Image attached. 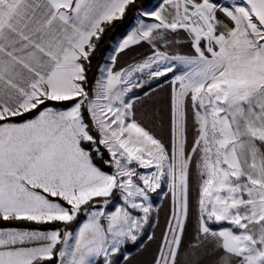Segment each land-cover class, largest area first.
<instances>
[{"label":"snow or ice","instance_id":"6c2138e0","mask_svg":"<svg viewBox=\"0 0 264 264\" xmlns=\"http://www.w3.org/2000/svg\"><path fill=\"white\" fill-rule=\"evenodd\" d=\"M0 264H264V0H0Z\"/></svg>","mask_w":264,"mask_h":264},{"label":"trees","instance_id":"16d2710c","mask_svg":"<svg viewBox=\"0 0 264 264\" xmlns=\"http://www.w3.org/2000/svg\"><path fill=\"white\" fill-rule=\"evenodd\" d=\"M161 96H163V94H161ZM193 183H194V181H193ZM157 203H159V201H157ZM161 220H163V212L161 213ZM147 256H148V254L145 253L144 256L141 257V259H145L146 260Z\"/></svg>","mask_w":264,"mask_h":264}]
</instances>
